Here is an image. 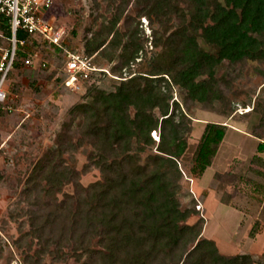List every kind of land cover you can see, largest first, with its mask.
<instances>
[{"label":"trees","instance_id":"obj_1","mask_svg":"<svg viewBox=\"0 0 264 264\" xmlns=\"http://www.w3.org/2000/svg\"><path fill=\"white\" fill-rule=\"evenodd\" d=\"M187 1L192 6L189 13L170 11L172 0H133L140 15L150 20L174 13V19L170 16L168 23L164 21L157 38L167 37V62L121 76L109 92L96 86L95 77L91 79L89 99L77 106L83 117L78 142L64 143L59 137L57 148L39 161L27 178L25 205L23 200L17 201L10 212L19 222L21 245L37 240L54 259L73 257L83 264H264L252 252H221L214 239L202 235L200 225L187 222L191 211L183 209L174 197L183 173L180 159L188 147L191 119L176 100L171 103L173 94L159 86L161 81L169 88L177 85L199 102L220 99L218 87L200 77L212 78L226 59H264V0ZM128 3L125 0L124 4ZM124 11L125 7H120L119 15L103 25L106 36L99 33L86 45L85 54L95 61L101 51L110 47L119 50L120 65L113 71L130 66L144 48L138 31L118 28ZM25 33L18 31V37ZM27 35L32 46H40L39 37ZM199 36L209 50L201 47ZM54 50L61 51L58 47ZM26 54L24 59L32 56L30 50ZM24 59L17 54L9 79ZM229 128L223 122H205L192 158L193 174L202 175L213 164ZM153 131H159L158 142ZM85 143L96 150L85 166L98 168L102 178L59 200L57 193L77 175L62 155ZM155 144L156 152L143 161L142 153ZM258 147L264 150V142ZM223 174L227 173L217 171L215 175ZM247 180L264 197V187L253 178ZM254 232L252 227L251 235Z\"/></svg>","mask_w":264,"mask_h":264},{"label":"rangeland","instance_id":"obj_2","mask_svg":"<svg viewBox=\"0 0 264 264\" xmlns=\"http://www.w3.org/2000/svg\"><path fill=\"white\" fill-rule=\"evenodd\" d=\"M124 3L125 0H53L44 11L48 20L66 31L65 46L85 54L87 43H91L99 33L102 37L106 36L107 32L101 30L103 25L119 15L120 7H125L118 28L122 32L138 31V39L144 48L130 66L117 71L113 68L120 65L117 58L119 50L110 47L101 51L96 55L97 64L93 58L98 67L107 70L105 74L96 73L95 84L108 92L113 91L116 84L123 77H129L131 72L148 71L167 62L164 57L168 48L167 37L160 41L157 38L164 30V21L168 23L174 13L171 17L153 16L150 20L140 15V7L133 0ZM168 6L172 12L189 13L192 9L187 0H172ZM18 38L19 55L24 59L30 50L35 62L27 64L24 59L22 66L14 69L8 82L9 108H0V264H83L73 257L67 261L54 259L44 252L43 244L37 240L32 245H21L19 222L11 217L10 212L17 201L23 200L21 203L25 205L27 178L34 166L57 148L59 137L64 143L78 142L83 117L77 106L89 99L87 94L93 80L80 81L78 87L68 86L65 83L66 59L62 50H54V46L47 42L36 48L30 44L27 33ZM198 39L202 48L210 49L201 36ZM21 40L25 44H21ZM43 60H46V66L41 65ZM200 79L217 86L222 97L199 102L189 98L187 91L177 85L169 88L166 81L159 84L164 92L173 94L171 103L176 100L191 119V129L187 133L188 147L180 159L183 173L174 199L183 209L191 211L187 222L200 225L202 235L214 239L221 252L228 255L252 252L264 261V226H248L253 216L258 215L264 220L259 200L251 197L253 193L260 196V191L254 190L247 180L253 178L264 187V163L258 166L251 164L256 140L226 137L212 164L214 169L227 173L223 176L215 175L217 171L214 173V169L210 168L202 175L191 172L194 151L206 121L223 122L230 128H239L241 132L264 135V59L239 62L226 59L212 78L203 75ZM155 113L160 114L158 110ZM152 136L158 142L159 131H156L157 137L154 131ZM153 152H156V144L147 147L142 153V160L146 161ZM91 153H96V150L89 143L66 149L63 153L64 162L75 169L77 175L64 185L62 192L57 193L59 200L65 198L66 193L74 194L78 188L87 187L102 178L98 168L85 166ZM220 202H230L232 212L229 214L231 210ZM252 227L254 235H251Z\"/></svg>","mask_w":264,"mask_h":264},{"label":"built area","instance_id":"obj_3","mask_svg":"<svg viewBox=\"0 0 264 264\" xmlns=\"http://www.w3.org/2000/svg\"><path fill=\"white\" fill-rule=\"evenodd\" d=\"M52 2L53 0H0V108H9L8 77L18 54V31L35 35L42 43L47 42L64 52L65 83L68 86L78 87L80 81H89L97 72L105 70L95 64L93 57L71 51L65 46L66 31L44 16V11ZM20 43L25 44V41L21 40ZM25 62L33 64L35 60L30 57L26 58ZM41 65L46 66V60H43ZM154 133L156 136V131ZM198 208H201V205H198Z\"/></svg>","mask_w":264,"mask_h":264},{"label":"crops","instance_id":"obj_4","mask_svg":"<svg viewBox=\"0 0 264 264\" xmlns=\"http://www.w3.org/2000/svg\"><path fill=\"white\" fill-rule=\"evenodd\" d=\"M233 128V127H232ZM232 128H229V130H228V133H227V135H226V137H228V135H230V136H233L234 138H238V139H240V140H243V139H247V140H256V147H255V150H254V152H253V154H252V156H251V164L253 165V166H258L257 164H260V163H264V150H261V149H259V147H258V144H259V142L260 141H263L264 142V136H262V137H258V136H256L255 134H253V133H251V132H249V131H243V132H241L242 130H240L239 128H236L235 126H234V128L232 129ZM237 133V134H231V133ZM226 137H225V139H226ZM224 142V141H223ZM223 144V143H222ZM242 149H244V147L242 146ZM220 151H221V148H220V150H219V152H218V154L217 155H219V153H220ZM214 169V165H211L210 167H208V169ZM207 169V170H208ZM206 170V171H207ZM251 171H253V169H250ZM205 171V172H206ZM216 171H223L222 169H219V170H217V168H215L214 169V173L216 172ZM254 172V171H253ZM257 172H258V170H257ZM259 194H257V193H253L252 194V196L251 197H253L254 199H256V200H259L260 198V200L258 201V202H260V204H261V208L264 210V197L260 194V196H258ZM221 204H223V206H225V207H227L228 209H232L233 207V205L231 204V203H225V202H220ZM225 207H223V208H225ZM223 208H222V210H223ZM232 212V210L229 212V214ZM232 218V217H231ZM232 220H233V218L231 219V221L229 222L230 224L232 223ZM257 220H260L261 222L260 223H258V221ZM248 226H264V220L263 219H261V218H259V216L257 215V216H253L252 218H251V221H250V223H249V225Z\"/></svg>","mask_w":264,"mask_h":264},{"label":"bare ground","instance_id":"obj_5","mask_svg":"<svg viewBox=\"0 0 264 264\" xmlns=\"http://www.w3.org/2000/svg\"><path fill=\"white\" fill-rule=\"evenodd\" d=\"M250 109V108H249Z\"/></svg>","mask_w":264,"mask_h":264}]
</instances>
